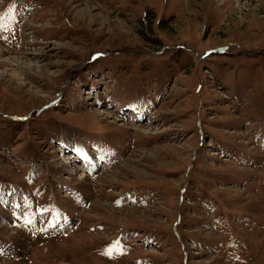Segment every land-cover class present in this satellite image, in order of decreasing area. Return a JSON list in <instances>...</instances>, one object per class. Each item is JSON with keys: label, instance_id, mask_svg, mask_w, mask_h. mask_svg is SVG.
Returning a JSON list of instances; mask_svg holds the SVG:
<instances>
[{"label": "rangeland", "instance_id": "374dc122", "mask_svg": "<svg viewBox=\"0 0 264 264\" xmlns=\"http://www.w3.org/2000/svg\"><path fill=\"white\" fill-rule=\"evenodd\" d=\"M0 25V264H264V0H0Z\"/></svg>", "mask_w": 264, "mask_h": 264}, {"label": "snow or ice", "instance_id": "6c2138e0", "mask_svg": "<svg viewBox=\"0 0 264 264\" xmlns=\"http://www.w3.org/2000/svg\"><path fill=\"white\" fill-rule=\"evenodd\" d=\"M0 27H4L3 25H0ZM6 39V37H4ZM28 223H31V219L27 221ZM123 251L122 246L119 244L118 241L113 242L111 246L106 250L105 254L109 255L110 257L116 254H120Z\"/></svg>", "mask_w": 264, "mask_h": 264}, {"label": "bare ground", "instance_id": "6f19581e", "mask_svg": "<svg viewBox=\"0 0 264 264\" xmlns=\"http://www.w3.org/2000/svg\"><path fill=\"white\" fill-rule=\"evenodd\" d=\"M3 57V50L0 49V58ZM6 63H8V61L10 60V57L5 59Z\"/></svg>", "mask_w": 264, "mask_h": 264}]
</instances>
